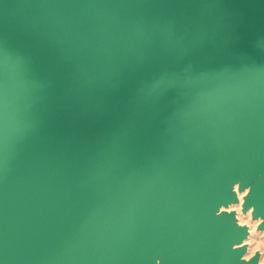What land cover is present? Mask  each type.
I'll return each instance as SVG.
<instances>
[{"label": "water", "instance_id": "95a60500", "mask_svg": "<svg viewBox=\"0 0 264 264\" xmlns=\"http://www.w3.org/2000/svg\"><path fill=\"white\" fill-rule=\"evenodd\" d=\"M263 53L264 0H0V264H66L130 145L148 175L134 211L167 171L168 200L141 199L230 240L212 208L243 161L245 181L264 171L231 129Z\"/></svg>", "mask_w": 264, "mask_h": 264}, {"label": "rangeland", "instance_id": "374dc122", "mask_svg": "<svg viewBox=\"0 0 264 264\" xmlns=\"http://www.w3.org/2000/svg\"><path fill=\"white\" fill-rule=\"evenodd\" d=\"M253 82L243 89L232 112V142L235 147L264 154V77ZM239 182L240 185L237 181L231 187L235 202L219 207L216 213L217 219H224L232 229L230 240L200 236L198 227L188 224L193 209H185L178 218L163 219L151 202H140L134 211L126 198L110 191L109 224L105 230L108 240L102 241L98 235L93 237L69 253L70 262L264 264V191L260 192L258 183L252 184V180L243 178Z\"/></svg>", "mask_w": 264, "mask_h": 264}, {"label": "bare ground", "instance_id": "6f19581e", "mask_svg": "<svg viewBox=\"0 0 264 264\" xmlns=\"http://www.w3.org/2000/svg\"><path fill=\"white\" fill-rule=\"evenodd\" d=\"M254 72H255V76H257L256 79L258 81L262 77H264V53L261 56L257 57V69ZM244 73H242V75L237 79L238 81H237L236 87L234 89L235 90L234 94L231 95L228 99H226L227 107L229 109L234 108V105L232 104L234 97H235L234 95L238 94L241 86L247 81V77L250 75L248 71H245ZM249 78H251V77H249ZM253 83L254 82H252L250 84V86H252ZM250 86H249V88H250ZM232 105H233V107H232ZM219 132L223 133V128L221 130H219ZM262 149L264 150V146L262 147ZM132 150H133V146L130 145L129 149L126 151L125 154H123V156L117 161V163L110 167V169H109L111 171L110 175L101 177V178L96 179L94 181V191L99 196L98 210L94 211L91 203H89L87 205L86 209L84 210V212H83V214H82V216H81V218H80V220L76 226L77 237H76L74 243L72 244V246L66 251V257H65L66 264H71V262H70L71 259L68 256L69 253L71 251L77 249L79 246L83 245L84 243L91 241L93 239V237H96L98 235L99 237H101L102 241L108 240L109 234L105 230L109 224V219L107 216H108V210H109L108 198H111V196H108L110 191H112V193L113 192L116 193V195H121L122 198H126L129 205H131L133 202H135V200H134L135 191H134V193L132 192V194H129L132 190L135 189V188H132V186H135L136 184H138L137 188L138 189L141 188L139 190L144 191L146 189V185L148 183V175L145 177L141 176V174H140V170L142 168L141 162L138 159L139 157H133L132 158V156L134 155V154L131 155ZM262 168H263V164H261L258 171L251 177L250 180H252V182H254L252 184H255L256 182L259 183L260 181L264 180V171ZM164 173L165 174L163 175V177H161L155 181V186H156L155 193L150 197H144L146 200L155 201L156 203H160L161 199L164 200L166 198V200H168L169 194L167 193L168 195H164L166 190L160 184L161 182H163L161 180L165 179L168 176L167 171H165ZM177 173L178 172L175 171L171 177H173L175 174L177 175ZM244 175H245V161H243L241 163V166L237 170L236 175L231 177L229 182L227 183V185L225 187V196L223 198H217L215 200V204L212 208V215L215 219H217L216 213H217V210L219 207L229 205V204H233L235 202V198L232 195L233 188L231 191V187H232V184L234 182H237V181L240 185L239 181H241L244 178ZM122 179H124V180L122 181ZM128 180L130 182H127ZM140 182H143L142 186H139ZM171 182H173V180L170 179V183ZM249 186H250L249 189H251L252 188L251 183L249 184ZM248 187L246 188L247 190H248ZM194 190H195V184L193 183L192 191H194ZM189 192H191V191L188 190L187 193H189ZM191 193H193V192H191ZM141 198H143V197H141ZM141 198L137 200L138 204H140V202L144 201L143 200L144 198L143 199H141ZM219 210H220V208H219ZM230 225H232V224H230ZM236 247H237V245H236ZM234 248H233V250H235ZM159 261L160 260H158L157 262H159Z\"/></svg>", "mask_w": 264, "mask_h": 264}]
</instances>
